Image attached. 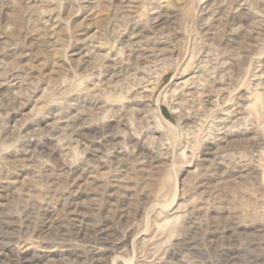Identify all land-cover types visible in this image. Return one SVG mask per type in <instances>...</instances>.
Segmentation results:
<instances>
[{
  "label": "rangeland",
  "instance_id": "1",
  "mask_svg": "<svg viewBox=\"0 0 264 264\" xmlns=\"http://www.w3.org/2000/svg\"><path fill=\"white\" fill-rule=\"evenodd\" d=\"M0 264H264V0H0Z\"/></svg>",
  "mask_w": 264,
  "mask_h": 264
}]
</instances>
